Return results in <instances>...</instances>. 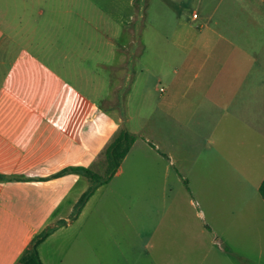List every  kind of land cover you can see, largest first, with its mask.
I'll return each mask as SVG.
<instances>
[{
    "label": "crops",
    "instance_id": "crops-1",
    "mask_svg": "<svg viewBox=\"0 0 264 264\" xmlns=\"http://www.w3.org/2000/svg\"><path fill=\"white\" fill-rule=\"evenodd\" d=\"M134 1L120 2L131 6ZM102 3L105 0L14 1L5 7L8 14L0 15V264H17L32 239L49 226L56 228L38 247L44 264H106V259L117 264L111 261L116 247L118 264H132L136 246L130 239H105L101 225L109 226L102 221L111 212L110 199L129 203L130 210L119 208L130 223L131 207L136 215H147L137 201L146 194L126 191L121 184L138 181L147 193L156 176L145 171L146 154L161 162L157 178L163 168L173 177L158 149L167 151L175 162L176 181L185 176L195 196L200 197L193 183L209 199L216 197L212 186L229 173L235 179L238 172L247 180L241 186L242 202L214 213L201 211L231 245L232 235L225 232L235 234L237 255L264 264V199L259 191L264 165L253 169L252 163L249 168L237 163L238 152L252 153L254 143L261 150L264 138V0H204L205 15L198 26L175 30V67L165 87L155 88L162 94L150 116L142 106L129 108V88L116 104V89L131 77L128 47L114 43L110 15L103 22L92 19L93 9L107 8ZM85 22L94 23L99 34L100 23L110 25L101 29L105 35L96 47H87L89 53L107 56L97 64L110 71L113 89L103 95L99 71L71 58L83 55ZM123 126L136 135L135 142L111 181L99 186L73 217L91 181L72 171L53 175L70 167L103 173L105 150ZM218 222L226 227L219 230ZM144 247L142 255L134 257L138 264L144 255L154 256ZM176 261L173 264H184ZM189 264L245 263L203 258Z\"/></svg>",
    "mask_w": 264,
    "mask_h": 264
},
{
    "label": "rangeland",
    "instance_id": "rangeland-1",
    "mask_svg": "<svg viewBox=\"0 0 264 264\" xmlns=\"http://www.w3.org/2000/svg\"><path fill=\"white\" fill-rule=\"evenodd\" d=\"M14 1L32 0H0V15L8 14L5 7L7 3ZM113 1L105 0V3H102L107 6L104 11L93 9L96 13H94L92 19L97 21L96 18H98L100 22H103L110 15L108 20L112 27L110 31L114 43L117 44V48H121L123 44L128 47L126 67L130 70L131 77L116 89V104H118V99L120 102L123 101V92H126L129 88L128 92L131 90L127 98L129 108L134 111L142 106L144 108L142 112L150 116L155 100L162 94L155 88L165 87L167 79L170 78L171 71L175 67V30L187 26H198L205 15L204 0H135V4L131 6H128L127 3L123 5V0H116L114 2L115 6L110 7ZM194 14L198 15L199 18L194 19ZM182 22L185 26H181ZM103 24L100 23L99 34V29L95 27L94 23L85 22L82 30L84 38L83 55L77 59L75 56H71L74 62L82 63L84 66H92L99 71L97 73H100L102 77L101 86H104L101 95L113 89L110 71L102 69L97 64L106 59L107 56L103 55L102 52L99 54L89 53L87 47L90 43H94V47H96L95 43L103 39L105 34L102 35L103 31L101 29H103V26H110L109 24ZM95 35L101 37L98 39ZM131 38L132 41L129 42ZM136 52L138 53L136 54ZM118 58L119 52L114 57L115 63L118 62ZM161 75L163 79H160L159 76ZM144 94L148 98L147 102L143 101ZM100 101V104L103 105V97ZM149 121H151L150 126H153L154 118L150 117ZM148 130L150 131V129ZM150 132L146 134H151ZM260 140L261 150L257 149L254 143L252 153H248L246 150L237 153L239 167L249 168L248 165L252 163L253 169H256V167L264 165V138L260 137ZM161 151L167 152L165 149ZM247 156L248 160L246 159ZM143 158L144 166L148 164L145 171H152L153 176H156L152 182L153 185H148L147 193L140 187L141 184L137 183L138 181L136 183L132 182V187L129 185L131 182L129 184L123 182L121 186H125L124 189L132 193L141 192L143 193L142 196L146 194V199L141 198L137 201L138 203L142 202L140 204L144 209H147V215H136L134 213L135 208L131 207L132 223H130L128 217L119 208L130 210L129 203L124 200L110 199L108 207H110L111 212L105 215V220L102 221L109 226L101 225L100 235L110 241L113 238L121 242H127L130 239L131 245L136 246L133 248V254L131 255L132 264H138V260L134 257L142 255L145 245L148 246V253L152 252L154 256L149 255L150 258H148L144 255L141 257V264H173V259L184 264L203 258L237 259L238 255L233 247L235 245V234L225 232L229 236L232 235L231 243L233 245H231L225 236L220 235L219 232L213 229L212 224L207 223V217H205L203 211L206 214L214 213L218 211V207L224 208L242 202L241 186L248 184L247 180H244L238 172L233 175L235 179L229 173L226 180L212 186L211 195L216 197L210 196L209 199H205L204 190H201L198 186L196 187V183H193V187L199 190L200 197L195 196L193 190L189 191L187 189L183 179L185 176H180V182L176 181L175 162L170 157L169 159L166 158L168 161L165 160L164 166L166 162L171 165L173 177L171 175L166 176L165 168H163L161 178H157L160 175L159 165L161 163L157 156L146 154L143 155ZM231 170L232 168H228L229 172ZM100 171L104 172V167H101ZM116 186L119 187L120 184L113 186L115 190H117ZM132 196L134 195L132 194ZM135 200L136 198H133L131 202L134 203ZM121 203L124 205H121ZM215 227L219 229L226 227V225L222 226L218 222ZM112 228L114 232H112ZM119 251L116 247V259H111V261L115 260L117 264ZM107 261L108 259H106V264Z\"/></svg>",
    "mask_w": 264,
    "mask_h": 264
},
{
    "label": "trees",
    "instance_id": "trees-1",
    "mask_svg": "<svg viewBox=\"0 0 264 264\" xmlns=\"http://www.w3.org/2000/svg\"><path fill=\"white\" fill-rule=\"evenodd\" d=\"M136 140V135L133 134L131 131H129L126 127H121L113 141L109 144L107 149L105 150L104 156H105V169L103 173H100L92 168L88 167H76V168H65L58 173H56L55 176H60L65 174L66 172L72 171L76 173H80L82 175H85L89 178L91 181V185L89 188L82 194L80 199L78 200L75 211L73 213V217H75L82 207L85 205L89 197L94 193V191L101 185L107 184L111 181V179L114 177L116 172L118 171L122 161L128 154L129 150L131 149L133 143ZM151 146L156 148V146L149 142ZM158 151L167 159H169L168 154L162 152L158 149ZM182 177H184L182 175ZM184 184L187 187L189 191H191V188L189 186V180L184 177ZM259 191L261 193L262 198L264 199V180L260 184ZM55 226H49L45 229H43L40 233H38L29 244L28 248L24 251V253L19 258L17 264H44L40 253H39V245L55 230ZM238 258L241 259L245 264H254L245 257H242L238 255Z\"/></svg>",
    "mask_w": 264,
    "mask_h": 264
}]
</instances>
